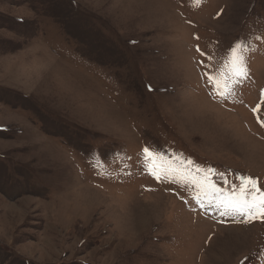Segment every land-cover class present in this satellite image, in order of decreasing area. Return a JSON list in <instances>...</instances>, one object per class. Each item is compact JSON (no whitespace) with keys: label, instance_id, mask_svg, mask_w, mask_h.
I'll list each match as a JSON object with an SVG mask.
<instances>
[{"label":"rangeland","instance_id":"1","mask_svg":"<svg viewBox=\"0 0 264 264\" xmlns=\"http://www.w3.org/2000/svg\"><path fill=\"white\" fill-rule=\"evenodd\" d=\"M262 93L264 0H0V264H264Z\"/></svg>","mask_w":264,"mask_h":264},{"label":"snow or ice","instance_id":"2","mask_svg":"<svg viewBox=\"0 0 264 264\" xmlns=\"http://www.w3.org/2000/svg\"><path fill=\"white\" fill-rule=\"evenodd\" d=\"M240 48V43L235 44L231 50L230 54L223 61L217 69H213L212 71H205L203 73L206 76V82L211 86L212 91L210 95H219L220 97L227 96L231 91V86L233 83L238 81L242 77H246L247 70L243 66V57L238 55V49ZM199 51V49H197ZM203 55V53H202ZM203 64V62L201 61ZM206 69L209 68V65H203ZM262 99H264V93H262ZM259 108V106H257ZM254 112L257 109L253 110ZM262 125H264V121H261ZM145 154V166L149 169L150 174L155 176L157 180H160L161 177H169L172 176L175 178L176 169H174L171 165H166L164 163L160 164L159 172L155 168V161L159 157V154H153L149 151L148 147L143 149ZM152 158L153 163L149 164V158ZM162 161L163 158L159 157ZM191 164V161L188 162ZM199 173V169L196 170ZM188 177H191V173H188ZM182 179H187V177H181ZM196 178L191 177L188 182H193ZM206 179V178H202ZM251 187H248V186ZM253 190L259 195H254ZM215 192L220 193V189H214ZM251 196V199H249ZM199 202V201H198ZM218 203L223 206L225 212L224 214H230L232 212L236 213H247L252 214L254 211H258L261 214H264V192H260L258 188H256V181L251 177H245L242 179L241 184L239 186V190L233 189L231 193H228L218 199Z\"/></svg>","mask_w":264,"mask_h":264},{"label":"bare ground","instance_id":"3","mask_svg":"<svg viewBox=\"0 0 264 264\" xmlns=\"http://www.w3.org/2000/svg\"><path fill=\"white\" fill-rule=\"evenodd\" d=\"M260 79V78H259ZM195 96H197V95H195ZM198 108V107H197ZM196 108V109H197ZM193 110L195 111V109L193 108ZM198 111H200V108H198ZM201 111H202V109H201ZM197 112V111H196ZM203 112V111H202ZM222 112V111H221ZM201 113V112H200ZM206 115V114H205ZM208 115V114H207ZM188 117V116H187ZM204 117V116H203ZM206 118H208V116H206ZM201 119V118H200ZM203 119V118H202ZM205 120V119H204ZM203 127V126H202ZM201 128V127H200ZM205 131V130H204ZM209 131V130H208ZM202 133V132H201ZM206 133V132H205ZM207 134V133H206ZM211 135V134H210ZM208 136V135H207ZM212 136V135H211ZM210 139H211V137H210ZM262 142V141H261ZM253 155H255V154H253ZM258 156V155H257ZM258 158V157H257ZM90 178V177H89ZM91 185L92 186H95V184H93V183H91ZM100 185V184H99ZM98 185V186H99ZM102 185V184H101ZM103 186V185H102ZM108 188V187H107ZM106 188V189H107ZM154 188L157 190V191H163V190H165V191H168L169 189H164V188H159V187H157V186H154ZM109 189V188H108ZM143 189V188H142ZM145 189V188H144ZM151 189V188H150ZM158 189H160V190H158ZM137 191H139V189H136ZM136 190H134L135 192H136ZM145 192H146V189L144 190ZM143 191V192H144ZM99 192H100V190H99ZM172 192V191H171ZM96 193V192H95ZM113 193V192H112ZM173 194H175L174 192H172ZM157 194V193H156ZM161 196V194H159L158 193V196ZM173 196V195H172ZM160 200H157V203L159 202ZM155 202V201H154ZM177 203V202H176ZM264 224V223H263ZM257 225H260V223L259 224H257ZM215 226V225H214ZM223 226V225H222ZM226 226V225H225ZM225 226H223V227H225ZM229 226V225H228ZM231 227V226H230ZM249 227V226H248ZM220 228H221V226H220ZM222 243V242H221Z\"/></svg>","mask_w":264,"mask_h":264}]
</instances>
